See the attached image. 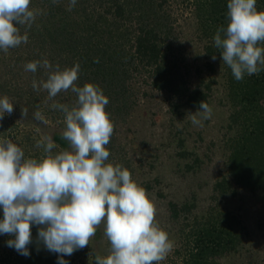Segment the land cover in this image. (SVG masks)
I'll return each instance as SVG.
<instances>
[{"label":"clouds","instance_id":"obj_1","mask_svg":"<svg viewBox=\"0 0 264 264\" xmlns=\"http://www.w3.org/2000/svg\"><path fill=\"white\" fill-rule=\"evenodd\" d=\"M76 3L69 0L67 10ZM256 3L228 0L227 27H219L214 36L221 60L237 81L264 70V47L258 46L264 44V10H258ZM30 4L31 0H0L3 52L28 42V30L43 14ZM211 59L215 61L216 54ZM94 62L98 63V58ZM38 67L46 70L47 79L39 84L33 80L35 91L46 90L49 100L67 91L77 97L72 106L51 104L64 114L61 138L69 147L54 152L58 145L50 135H44L35 145L43 154L33 158L12 139H0V235L12 237L7 246L20 255L30 256L29 246L35 242L37 251L42 245L57 254V264H69L64 257L89 246L103 223L110 251L106 256L97 255L95 264H159L172 251L173 243L155 222L154 203L128 169L106 163L110 156L106 146L114 133V122L105 110L108 97L94 83L77 86L79 63L61 70L47 59L36 60L28 62L24 70L36 73ZM13 105L9 97L0 98V121L5 114H12ZM212 112L209 104L201 101L189 118L202 127ZM22 115H27V109H22ZM34 118L48 123L39 110ZM33 227L37 228L35 241Z\"/></svg>","mask_w":264,"mask_h":264},{"label":"rangeland","instance_id":"obj_2","mask_svg":"<svg viewBox=\"0 0 264 264\" xmlns=\"http://www.w3.org/2000/svg\"><path fill=\"white\" fill-rule=\"evenodd\" d=\"M158 1L163 3L160 13H166L171 18L174 30L171 37L180 43L177 49L180 59L178 71L192 87L200 84L201 78L203 85L210 84L208 104L213 109L212 116L203 121L202 127L193 125L189 116L197 108H188L167 91L156 89L152 83L153 68L135 62L129 74L124 77L126 83L124 87L121 86L122 93H104L109 99L105 110L114 122V133L106 146L110 152L106 163L120 164L128 169L134 181L146 190L154 203L155 222L167 232L173 243L172 251L159 264H183V254L186 252L181 242L183 234L197 225L212 208L231 212L236 217V225L241 234L236 249L218 257L217 263L264 264V197L261 192L237 188L235 192L233 189L222 196L214 189L215 183L227 174L229 141L236 133L231 128L233 108L228 94L225 65L220 56L215 61L205 56V41L202 38L195 0ZM30 7L41 9L42 15L46 13V7L37 3H31ZM92 7L89 5L87 11ZM94 8L97 16L103 14V5L98 4ZM39 16L35 25L38 24L36 22ZM121 24V28L131 36L138 27L135 18ZM101 26L107 28L105 25ZM33 27L34 25L31 31L34 32ZM24 31L21 27L22 35ZM34 45V42L28 41L9 49L7 53L0 50V86L5 90L0 89V98L7 96L14 104L10 116L22 123L21 128H26L29 133L33 132L36 137H52L54 132L63 131L65 124L64 114L52 109L51 104L64 102V97L67 103H72V93L61 92L54 100H49L47 91L41 89L39 91L44 92L43 99L35 105L31 95L22 92L34 90L33 80L40 82L47 79V72L43 68L38 67L36 73L24 70L28 62L44 60L36 57L38 50ZM126 47H130V44ZM207 64H213L214 71L210 72ZM64 68L67 67L62 66L60 69ZM197 68L200 69V76L197 75ZM175 103L179 105L175 107ZM38 106L47 119V124L34 118ZM22 109H27L24 117ZM3 135V132L0 133V139L9 138L14 143L20 141L16 138L19 133L16 136L13 134L15 137ZM26 151V156L29 153L32 157L36 154L32 145L26 147L24 152ZM170 203L187 204L188 210L172 217ZM9 238L11 237L0 235V260L13 264L9 256L11 249L6 243ZM90 246L92 254H109L110 242L104 235L103 223L90 240ZM177 251L179 255L176 254ZM77 257L75 261L70 260L69 264H81L87 258L84 255Z\"/></svg>","mask_w":264,"mask_h":264},{"label":"trees","instance_id":"obj_3","mask_svg":"<svg viewBox=\"0 0 264 264\" xmlns=\"http://www.w3.org/2000/svg\"><path fill=\"white\" fill-rule=\"evenodd\" d=\"M157 1L77 0L75 7L68 11L69 0H59L57 4H52L51 0H31V3L46 7V13L39 16L37 25L33 24L34 32L29 29L28 41L34 42L38 50L37 58L47 59L58 64L60 68H69L79 63L77 86L94 83L99 85L104 93L121 94V86L124 87L126 83L124 77L136 62L153 68L152 83L156 89L167 91L188 108L198 109L201 101L208 103L210 84L203 85L201 78L200 84L192 87L178 71L180 59L177 49L180 43L171 37L174 32L171 18L166 13H160L163 3ZM227 3L228 0H195L202 38L205 41L206 58H211L212 54L220 56V50L214 45V36L219 27H227ZM98 4L104 6V12L99 16L94 8ZM89 5L93 7L87 11ZM256 7L258 10H264V0H257ZM132 18H135L138 24L133 37L121 28V23ZM101 25L107 28L104 29ZM127 44H130V47L127 48ZM258 46L264 47V44ZM173 55L177 56L171 58ZM97 58L98 63L94 62ZM224 65L233 108L230 117L231 128L235 129L236 133L229 141L227 174L215 183L214 189L222 196L233 189L235 192V189L243 188L250 192L259 191L264 197V70L252 76L245 74L242 80L237 81L231 69ZM207 66L210 72L214 71L213 64ZM197 70V75L200 76V69ZM0 89L4 90L2 86ZM22 92L31 95L35 105L43 99V91ZM71 95L72 103H67L65 97L64 102L59 103L74 105L77 97L73 93ZM174 105L177 107L179 104ZM36 109L40 110V107ZM21 127L22 123L13 120L9 114H5L0 121V133H4L3 137L13 134L16 136L19 133L16 138L20 141H16V144L23 150L32 145L36 152L33 158H39L43 149L36 148L35 142L41 138ZM61 133L62 131L52 134L53 141L58 145L54 152L69 147L61 138ZM27 153L28 151L25 155ZM29 154L28 156L32 157ZM170 204L172 217L188 210L187 204ZM203 219L183 234L181 242L186 249L183 264H218L217 258L235 250L240 242L241 234L236 225V217L231 212L212 208ZM36 235L37 228L33 227L34 241ZM90 248V245L86 246L64 259L75 261L78 255H84L87 258L81 264H95V257L99 254L90 253ZM10 249L9 256L13 264H57L58 261L57 254L47 251L42 245L37 251L35 242L29 246L28 257L20 255L14 248ZM176 254L179 255L178 251ZM0 264L6 263L0 260Z\"/></svg>","mask_w":264,"mask_h":264}]
</instances>
